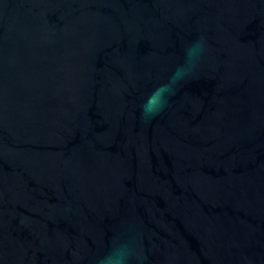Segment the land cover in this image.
Returning <instances> with one entry per match:
<instances>
[{
  "label": "water",
  "instance_id": "water-1",
  "mask_svg": "<svg viewBox=\"0 0 264 264\" xmlns=\"http://www.w3.org/2000/svg\"><path fill=\"white\" fill-rule=\"evenodd\" d=\"M116 237L135 264H264V0H0V264Z\"/></svg>",
  "mask_w": 264,
  "mask_h": 264
},
{
  "label": "clouds",
  "instance_id": "clouds-1",
  "mask_svg": "<svg viewBox=\"0 0 264 264\" xmlns=\"http://www.w3.org/2000/svg\"><path fill=\"white\" fill-rule=\"evenodd\" d=\"M205 53L203 40L185 45L183 62L178 64L168 79L159 84L141 105L142 117H154L164 110L177 88L189 79ZM136 253L131 244L116 237L108 250L97 257V264H135Z\"/></svg>",
  "mask_w": 264,
  "mask_h": 264
}]
</instances>
